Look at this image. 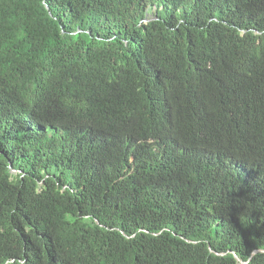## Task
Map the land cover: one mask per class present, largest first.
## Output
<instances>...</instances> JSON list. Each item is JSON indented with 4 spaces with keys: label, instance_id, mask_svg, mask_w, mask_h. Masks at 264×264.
<instances>
[{
    "label": "trees",
    "instance_id": "obj_1",
    "mask_svg": "<svg viewBox=\"0 0 264 264\" xmlns=\"http://www.w3.org/2000/svg\"><path fill=\"white\" fill-rule=\"evenodd\" d=\"M0 264H264V0H0Z\"/></svg>",
    "mask_w": 264,
    "mask_h": 264
},
{
    "label": "rangeland",
    "instance_id": "obj_2",
    "mask_svg": "<svg viewBox=\"0 0 264 264\" xmlns=\"http://www.w3.org/2000/svg\"><path fill=\"white\" fill-rule=\"evenodd\" d=\"M152 15H153V13L151 12V13L149 14V16H148V17H149V18H151V17H152Z\"/></svg>",
    "mask_w": 264,
    "mask_h": 264
}]
</instances>
